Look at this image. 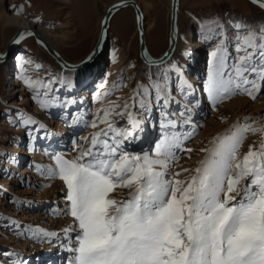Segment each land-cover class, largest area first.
<instances>
[{
  "label": "snow or ice",
  "instance_id": "snow-or-ice-1",
  "mask_svg": "<svg viewBox=\"0 0 264 264\" xmlns=\"http://www.w3.org/2000/svg\"><path fill=\"white\" fill-rule=\"evenodd\" d=\"M251 2L264 9V0ZM14 11L22 13L23 6H14ZM213 25L202 33L203 41L224 35L218 22L213 21ZM236 29L234 56L224 39H218L209 54L206 90L214 103L233 95L256 100L264 90V27L245 29L237 24ZM213 31L216 35H209ZM32 35L31 31L18 33L13 42ZM4 58L0 55V61ZM16 59L19 62L21 58ZM20 69L19 79L29 92L37 93L32 99L41 110H66L77 103L50 95L57 81L33 80L25 75L23 64ZM171 70L180 76L177 65L172 64ZM180 79L181 94L186 96L184 89L192 85ZM59 82L71 87L70 83ZM116 87L100 85L95 100L105 106L86 122L95 131L83 138L77 154L70 159L53 155L55 167L41 170L42 176L59 179L66 189L65 215L72 218V223L62 231L68 237L78 229L75 246L67 249L73 253L70 264H264V127L246 124L243 129L234 127L229 134L214 138L211 148L202 149L205 158L191 178L180 180L177 177L181 173L170 172L176 159L173 150L181 149L188 137L169 131L177 127L169 108L179 102L172 98L167 72L158 79L150 78L148 86L136 84L122 103L120 98L109 100ZM154 108L161 117L162 138L151 154L128 151L127 146L140 139ZM181 114H187L185 123L191 122L187 106ZM68 115L70 127L83 118L82 114ZM125 117V126H119L117 121ZM16 126L32 140L45 129L23 113ZM248 134L259 135L260 139L241 156L239 149ZM117 189H128V197L114 198L112 193ZM25 231L32 233L26 238L37 243L51 242L58 236L38 228ZM0 258L6 264H27L12 251H0Z\"/></svg>",
  "mask_w": 264,
  "mask_h": 264
},
{
  "label": "rangeland",
  "instance_id": "rangeland-1",
  "mask_svg": "<svg viewBox=\"0 0 264 264\" xmlns=\"http://www.w3.org/2000/svg\"><path fill=\"white\" fill-rule=\"evenodd\" d=\"M120 1L124 0H0V11L5 7L12 15H22L43 32L64 33L65 38L55 45L56 51L64 61L76 65L94 48L105 11ZM140 1L146 46L150 56L158 58L168 47L169 6L166 0ZM178 2V12L182 21L180 35L185 46H198L201 51L199 66L197 70L192 69L194 72L192 74L198 80V87L199 83L202 85V88L199 87L202 106L192 100L189 89H184L186 96L181 94V79L176 72L149 66L141 61L135 14L130 7L123 8L112 16L108 29V43L98 54L101 56V65H96L92 61L93 63L81 69L64 70L46 51L43 52L31 36L21 41L8 58L0 62V251L18 253L19 258L27 264H34L39 255L59 251L55 253L60 255L59 262L63 256H66V263L67 260L70 263L73 253L67 249L75 246L78 229L70 232L68 237L61 231L67 223H72V218L65 215L66 189L57 179L61 184V192L52 193L49 182L53 179H46L41 175V170L46 172L47 169L55 167L51 159L53 155H62L69 159L74 157L78 146L83 143V138L95 131L87 127L86 122H90L94 118L93 114L105 106L95 100L96 94L101 91V84H105L110 89L113 85H117L109 100L120 98L122 103L129 99L136 84L148 86L150 78L158 79L167 72L172 98L179 102L172 103L169 108L172 113L171 118L177 121V127L169 131L188 137L183 140L181 149L173 150L176 159L171 162L170 172L181 173L177 177L180 180L191 178L194 174L193 170L205 158L206 153L202 149L211 148L213 145L210 142L214 138L229 134L234 127L237 130L243 129L246 124L254 128L264 127V90L256 100L246 95H233L219 103L212 102L206 90L209 54L214 50L218 39L225 40L229 53L234 56L236 25L240 24L245 29L264 27V9L249 0H179ZM14 6L16 8L23 6L22 13L17 14ZM213 21L218 22L223 28L224 35L205 42L202 40V33L209 26L214 28ZM16 32L15 26L0 23V54L5 52L7 42L17 34ZM209 35L215 36L216 33L213 31ZM184 52L185 48L178 54V59L180 66L189 71L188 58ZM24 54L29 58L26 59ZM16 57L21 58L19 62ZM25 61L30 63H24ZM20 64H23L25 75L33 80L57 81L52 85L54 91L50 95L58 97L61 101L75 99L77 103L66 110L60 107L41 110L37 102L32 99L37 93L29 92L19 79ZM36 65L40 67L37 68ZM85 69L87 71H84ZM11 77L15 80L14 83ZM59 81L70 83L71 87L62 86ZM119 84H123L124 87H119ZM234 99L246 101L249 105H259L261 108L254 111L240 107L231 109L228 105ZM185 106L190 109V123L184 122L187 114H181ZM21 113L35 119L37 126L39 124L45 126L44 130L36 133L38 139H30L24 130L16 126ZM69 113L82 114L81 122L70 127L72 120ZM210 120H214L217 126L213 128L214 131H208L209 136L204 137L202 134ZM117 123L121 127L125 126L126 117L118 120ZM144 128V135L140 134L139 140L128 145V151L139 154L153 152L164 134L158 109H153ZM46 133L50 135L46 136ZM52 139L56 143L60 142L59 146L62 147L60 150L47 152L46 146L40 147L42 143L52 146ZM259 139V135H246L239 149L240 155L243 156L248 151L249 145L254 142L258 144ZM186 149L192 151L188 152ZM167 178L172 179V176L168 175ZM112 195L116 199L127 198L129 190L117 189ZM62 209L64 211H61ZM11 221L15 223L9 225ZM37 228L49 233L55 232L58 236L51 238V242L45 243H37L26 238L32 234L25 231L26 229ZM15 233H23V236ZM55 249L58 251H50ZM38 258L44 259L42 256ZM38 262L41 263L40 260ZM0 264L6 262L0 258Z\"/></svg>",
  "mask_w": 264,
  "mask_h": 264
},
{
  "label": "bare ground",
  "instance_id": "bare-ground-1",
  "mask_svg": "<svg viewBox=\"0 0 264 264\" xmlns=\"http://www.w3.org/2000/svg\"><path fill=\"white\" fill-rule=\"evenodd\" d=\"M62 1H67V0H62ZM126 1H133L134 3H136V5L141 10V7H140L141 6V1L140 0H126ZM166 1L168 3L169 10H170L171 9V0H166ZM121 2H125V0L118 2V4L121 3ZM114 5H116V4H114ZM127 7H130V6H126L124 8H127ZM130 8H132V7H130ZM0 23H3L5 25L15 26L17 28V32L16 33H18V32H20V33L21 32H25L26 33L28 31L35 32L44 41V43H46L54 51H56V48H55L56 43L57 42H60L66 36L64 33L59 34L57 31L56 32H52V33L43 32L42 30L34 27L32 25V23H30L24 16L10 14L5 7H2L1 8V11H0ZM181 23H182V21H181V18L179 16V12L177 11V13H176V25H175L177 37H176V41H175V44H174V48L172 50V53L166 59L163 60V63H159L158 65H151V66H155V67H160L162 69H170L171 70V65L172 64L177 65L178 68H179L180 77H182V79L184 81H186L187 83H189V84L192 85V88L189 89L190 90V93L189 94H190L192 100L193 101H197L198 104L202 106V104H203L202 103V96L200 95L201 94V91H200V88L198 87V80L196 79V77H194V74H192V73H194L192 71V69H195L196 68V70H197V67L199 66L200 59H201V51H200V48L198 46L197 47L194 46V45H190V46H187V47L185 46L184 40H183L182 36L180 35ZM142 26H143V29H144L143 21H142ZM169 26H170V24H169ZM144 35H145V32H144ZM27 37H30V36H25V38H27ZM31 37H33V35ZM23 40H21V41H23ZM38 44L40 45V47L43 50V52L46 51L45 48H44V46L41 43H38ZM168 44H169V36H168ZM104 48L103 49H100L91 58V61H89V63L87 65H89L92 61L95 62L96 65L97 64L101 65L102 64L101 56H98V54H100V52H102L104 50ZM184 48H185V52L184 53H185V55L188 58V64H187L188 67L187 66L186 67L190 69L189 71L184 70V68H182L180 66V62H179V59H178V54ZM164 53H163V55H164ZM4 54H5V52L3 54L1 53L0 55H4ZM163 55H160V57H162ZM149 56H150V54H149ZM24 57L26 59L29 58V56L27 54H24ZM160 57L153 58V57L150 56L151 59H156V60L159 59ZM2 62H4V61H2ZM87 65H85V66H87ZM85 66H83V67H85ZM83 67H81V68H83ZM81 68H79V69H81ZM74 70H77V69H74ZM11 79H12V82L14 83L15 80H13L12 77H11ZM80 96L82 97L83 94L81 93ZM228 106H230L231 109H233L234 107H238V108L240 107V108H249L252 111L258 110L259 108H261L259 105H249V103H247L246 101H241V100H238V99L232 100L229 103ZM216 126H217L216 122L214 120H210L209 123H208V125H207V127H206V129H205V131H204V133L202 134V136H204V137L209 136V132L208 131H214L213 128H215ZM52 146H54V145H52ZM49 184L51 185L52 193L57 192V194H58V193L61 192V186H60L61 184L59 182H57V179L51 180L49 182ZM48 192H50V191L48 190ZM48 192H47V195L49 194ZM61 211H64V209H62ZM69 225H70V223H67L66 227H64V228H67ZM62 229H61V231H62ZM62 233H63V231H62ZM60 246H61V244H60ZM55 253L54 252H50L48 254L49 256H47L49 258L48 261L51 260L52 264H55V262H59L60 255H55ZM52 255H54V256H52ZM60 261H61V259H60ZM70 261H71V258H70ZM66 264H70L68 260H67V263Z\"/></svg>",
  "mask_w": 264,
  "mask_h": 264
},
{
  "label": "water",
  "instance_id": "water-1",
  "mask_svg": "<svg viewBox=\"0 0 264 264\" xmlns=\"http://www.w3.org/2000/svg\"><path fill=\"white\" fill-rule=\"evenodd\" d=\"M251 2V0H249ZM257 5V4H255ZM130 6L132 7L134 14H135V19H136V28H137V37H138V48H139V57L143 63L146 65H158L166 59L171 53L174 48V44L176 41L177 33H176V13L178 11V0H171V9H170V26H169V44L168 48L165 53H168L167 56H165V53L162 57L159 59H151L148 53V49L146 47V42H145V35H144V29L142 26V21H143V15L139 7L134 3L133 1H125L121 2L116 5L110 6L105 14L102 17L101 24H100V31L98 35L97 42L92 49V51L89 53V55L81 61L79 64H70L64 61L62 57L54 51L52 48H50L44 41L35 33L33 35L34 39L38 42L41 43L45 50L47 51L48 55H50L56 63L61 66L64 70L72 71L74 69H79L89 63L91 61V58L100 50L106 47L108 43V29H109V23L112 18V16L120 9ZM258 6V5H257ZM20 33V32H18ZM18 33L15 34L8 42L5 47V54L3 55L5 58L2 61H5L8 58V55L12 52V50L18 45L17 43H14L13 41L18 38ZM0 61V62H2ZM148 61H152L153 63L150 65ZM65 65L67 67H65Z\"/></svg>",
  "mask_w": 264,
  "mask_h": 264
}]
</instances>
